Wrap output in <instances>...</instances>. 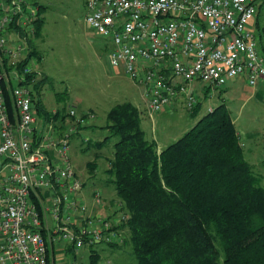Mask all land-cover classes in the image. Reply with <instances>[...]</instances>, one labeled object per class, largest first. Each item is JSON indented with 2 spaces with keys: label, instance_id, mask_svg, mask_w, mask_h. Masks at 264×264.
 I'll list each match as a JSON object with an SVG mask.
<instances>
[{
  "label": "built area",
  "instance_id": "2783aa9c",
  "mask_svg": "<svg viewBox=\"0 0 264 264\" xmlns=\"http://www.w3.org/2000/svg\"><path fill=\"white\" fill-rule=\"evenodd\" d=\"M260 1L87 0L85 24L105 46L109 67L141 89L150 117L179 103L191 113L200 102L194 84L264 85V53L253 31ZM38 14L25 0H0V264H48L53 243L77 250L124 240L117 229L126 219L123 205L110 206L120 212L113 218L92 215L71 162V143L94 116L72 108L61 129L40 120L34 57L18 68ZM92 205H104L98 193Z\"/></svg>",
  "mask_w": 264,
  "mask_h": 264
},
{
  "label": "trees",
  "instance_id": "16d2710c",
  "mask_svg": "<svg viewBox=\"0 0 264 264\" xmlns=\"http://www.w3.org/2000/svg\"><path fill=\"white\" fill-rule=\"evenodd\" d=\"M42 25L39 13L35 37ZM28 46L29 56L19 69L29 58L39 57L31 39ZM45 80H37L33 87L34 110L61 129L65 115L52 114L42 105L40 91ZM6 96L11 109L7 92ZM102 129L107 135L94 146L111 149L105 182L114 189L111 206L120 202L126 217L117 226L123 231V243L107 246L119 250L129 245L135 264H264V188L246 159L224 104L204 114L161 151L146 140L140 112L131 103L112 107ZM100 157L96 153L87 164L91 176ZM32 200L40 209L34 197ZM117 213L114 210L109 218ZM41 234L46 237L44 228ZM99 260L91 251L89 264Z\"/></svg>",
  "mask_w": 264,
  "mask_h": 264
},
{
  "label": "rangeland",
  "instance_id": "374dc122",
  "mask_svg": "<svg viewBox=\"0 0 264 264\" xmlns=\"http://www.w3.org/2000/svg\"><path fill=\"white\" fill-rule=\"evenodd\" d=\"M25 1L35 6L43 19L39 36L31 37L39 54L38 58H33L35 64L32 67L40 72L38 80L46 79L40 91L42 105L51 113L59 112L60 116L67 115L72 108L78 114L89 112L94 116L92 126L89 124V129L85 128L73 139L70 149L71 162L84 183L83 193L90 194L92 198L95 193L115 198L114 189L106 184L104 174L111 149L108 145L103 149L94 145L107 135L102 129L106 124V115L117 104L131 103L138 108L145 138L154 143L159 151L182 137L210 108L221 104L217 95L227 97V106L238 133L259 134L256 143L264 148V105L251 96L258 90L250 88L244 80L231 81L221 91L194 84L200 100L194 116L184 104L179 103L172 115L166 112L150 117L141 100V89L134 86L121 70L117 69V75L110 71L105 46L85 24L87 0ZM253 31L264 53V0L260 1ZM39 119L42 120L41 117ZM239 129L243 130L242 133ZM86 138L90 144L88 150L83 151L86 144L82 140ZM254 139L249 136L246 148L253 146ZM96 153H100L101 157L96 160L97 168L91 176L87 164L94 160ZM251 157L246 155L248 162ZM256 169L264 172L262 167ZM260 185L264 188V173ZM127 246L120 252L102 242L92 248L85 246L70 250L63 264H89L91 251L99 255L98 264H135L130 246Z\"/></svg>",
  "mask_w": 264,
  "mask_h": 264
},
{
  "label": "crops",
  "instance_id": "0c3cea01",
  "mask_svg": "<svg viewBox=\"0 0 264 264\" xmlns=\"http://www.w3.org/2000/svg\"><path fill=\"white\" fill-rule=\"evenodd\" d=\"M107 64H108V62H107ZM109 66V65H108ZM110 68V67H109ZM110 71L112 72V74L114 75V74H116L117 75V70H114V69H112V68H110ZM118 71H120V70H118ZM240 79H234V80H231V81H239ZM231 81H229V82H227L226 83V85H229L230 83H231ZM232 83H234V82H232ZM225 85V86H226ZM225 86H223L222 88H218V90L217 91H221L223 88H225ZM252 89H254L255 91L256 90H258L257 92H255V93H253V95H251L253 98H255L258 102H260L261 103V105H264V85L263 84H260L258 87H256V88H252ZM217 93V92H216ZM204 98L206 99V95H204ZM217 98H218V100H220L221 101V104H224L225 106H226V108L229 110V107L227 106V104H228V101H229V99L227 98V97H221L220 95H217ZM220 105V104H219ZM177 106V105H176ZM175 106V107H176ZM218 105H216V106H214V107H212V108H210L211 110L212 109H214L215 107H217ZM175 107H173V108H170V109H168V110H166V111H163V112H161L162 114H164V113H166V112H169L171 115L174 113V108ZM198 109H199V106L197 107ZM209 109V110H210ZM208 110V111H209ZM48 111V110H47ZM207 111V112H208ZM206 112V113H207ZM229 112H230V110H229ZM53 114V113H52ZM231 114V113H230ZM190 115H191V113H190ZM192 116V115H191ZM233 120V119H232ZM92 122H94V121H92ZM90 123V125L92 126V124L93 123ZM233 122H234V125H235V127H236V123H235V121L233 120ZM88 126V125H87ZM89 129V128H88ZM93 129V128H92ZM85 129H83V130H81V132H79V134L80 133H82L83 131H84ZM240 130V129H239ZM241 131V133H242V131L243 130H240ZM78 134V135H79ZM239 134V133H238ZM77 135V136H78ZM257 135H259V134H256V135H242V134H239V136H240V140H241V142H242V144H243V146H244V148H245V150H246V155L247 156H252L251 158H252V160L250 161V162H248L251 166H252V168H253V173H254V175H256V176H258V178L259 179H261V176H262V174L264 173H261V171H259V169H256L257 167L258 168H264V148L263 147H261L260 145H258L257 143H256V137H259V136H257ZM249 136L250 137H252V138H255L254 139V141H253V146H251V147H249V148H246V142H247V140H248V138H249ZM79 146H83L82 144H79ZM80 148V147H79ZM262 149V150H261ZM159 151H161V149L159 150ZM256 170V171H255ZM83 190H84V188H83ZM94 195V194H93ZM82 197H83V200L86 202V204L88 205V207H89V212H91V214L93 215H99V216H109V215H111V212H112V210H111V205H112V202H113V200H115V198L114 197H111V196H106V197H102V199H103V202H104V205L100 208V207H98V208H93V198L91 197V195L90 194H87V193H83V191H82ZM47 220V225L50 227L51 226V220L48 218V219H46ZM45 220V221H46ZM0 243H1V239H0ZM123 249V248H122ZM122 249H119L120 250V252H122ZM71 250V248L70 247H66V246H63V245H61V244H59V243H53V244H51L50 246H49V264H63L64 262H63V260H64V258H65V256L67 255V253L69 252Z\"/></svg>",
  "mask_w": 264,
  "mask_h": 264
}]
</instances>
